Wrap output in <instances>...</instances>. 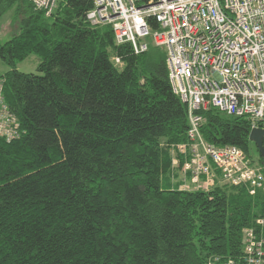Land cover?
<instances>
[{
    "label": "trees",
    "instance_id": "obj_1",
    "mask_svg": "<svg viewBox=\"0 0 264 264\" xmlns=\"http://www.w3.org/2000/svg\"><path fill=\"white\" fill-rule=\"evenodd\" d=\"M91 7L59 0L46 16L0 0V17L20 18L0 44L18 124L0 135V264H244L243 229L264 239V190L170 182V148L187 142L189 121L166 53L149 39L141 53L116 43L109 24L85 22ZM31 54L38 73L18 71ZM201 114L206 142L249 153V120Z\"/></svg>",
    "mask_w": 264,
    "mask_h": 264
},
{
    "label": "built area",
    "instance_id": "obj_2",
    "mask_svg": "<svg viewBox=\"0 0 264 264\" xmlns=\"http://www.w3.org/2000/svg\"><path fill=\"white\" fill-rule=\"evenodd\" d=\"M27 1L46 16L59 2ZM91 2L85 22L93 27L109 24L116 43H130L135 53L147 51L149 41L166 53L171 89L188 110L187 142L170 148L180 188L210 191L245 185L250 194L264 190V162L251 161L250 153L234 145H212L200 132L201 111L210 107L249 120L250 131L264 129V0ZM2 91L0 79V135L10 140L18 124ZM256 221L264 224L263 219ZM242 244L244 264H264L260 235L245 229Z\"/></svg>",
    "mask_w": 264,
    "mask_h": 264
},
{
    "label": "rangeland",
    "instance_id": "obj_3",
    "mask_svg": "<svg viewBox=\"0 0 264 264\" xmlns=\"http://www.w3.org/2000/svg\"><path fill=\"white\" fill-rule=\"evenodd\" d=\"M19 26H20V18L16 16L14 10H10L5 15H3V17H0V44L5 43L10 38H12L13 35H15L19 31ZM39 63H40V58L35 54H31L23 61L18 62L16 64V68L20 72L36 74L38 73L37 66ZM8 69L9 67L6 66L0 60V73L7 71ZM244 153L247 155H249L250 153L251 161L252 160L256 161L260 156L253 142L250 143L249 153L245 151ZM261 162H264V160ZM177 174H178V170L172 169L171 167V171L168 177L172 184H178L180 182V180L177 181L175 180V179H179L178 177L179 174L178 175Z\"/></svg>",
    "mask_w": 264,
    "mask_h": 264
},
{
    "label": "water",
    "instance_id": "obj_4",
    "mask_svg": "<svg viewBox=\"0 0 264 264\" xmlns=\"http://www.w3.org/2000/svg\"><path fill=\"white\" fill-rule=\"evenodd\" d=\"M249 140L253 142L261 156L264 155V147H263V140H264V129H252L249 133Z\"/></svg>",
    "mask_w": 264,
    "mask_h": 264
},
{
    "label": "bare ground",
    "instance_id": "obj_5",
    "mask_svg": "<svg viewBox=\"0 0 264 264\" xmlns=\"http://www.w3.org/2000/svg\"><path fill=\"white\" fill-rule=\"evenodd\" d=\"M257 224H259V223H257ZM259 225H263V224H259ZM245 229H252V228H244L243 229V231L245 230ZM253 230V229H252ZM253 233H254V231H253ZM255 234V233H254ZM264 240V239H263Z\"/></svg>",
    "mask_w": 264,
    "mask_h": 264
},
{
    "label": "crops",
    "instance_id": "obj_6",
    "mask_svg": "<svg viewBox=\"0 0 264 264\" xmlns=\"http://www.w3.org/2000/svg\"><path fill=\"white\" fill-rule=\"evenodd\" d=\"M9 11H10V10H9ZM9 11H8V12H9ZM6 13H7V12H6ZM6 13H5V14H6ZM5 14H3V15H5ZM3 15H2L1 17H3ZM2 73H3V72H2ZM0 74H1V73H0Z\"/></svg>",
    "mask_w": 264,
    "mask_h": 264
}]
</instances>
